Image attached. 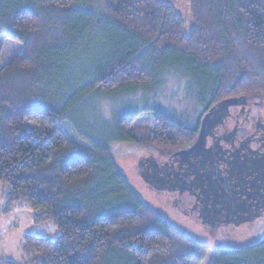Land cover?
<instances>
[{"label": "trees", "instance_id": "16d2710c", "mask_svg": "<svg viewBox=\"0 0 264 264\" xmlns=\"http://www.w3.org/2000/svg\"><path fill=\"white\" fill-rule=\"evenodd\" d=\"M103 1L100 18L90 9L95 0H0V33L21 45L0 65V214L27 203L34 225L51 222L59 232L53 240L25 236L22 264H201L208 248L149 211L108 148L143 141L181 149L199 119L190 127L153 108L141 138L132 125L143 110L130 105L115 119L119 136L105 142L90 137L78 113L89 100L101 108L102 96L112 94L118 108L114 94L131 101L137 90L151 93L165 71L189 80L202 111L264 93V0H189V29L166 1ZM102 23L115 26L112 51L54 97L55 64ZM213 257L211 264H264V239Z\"/></svg>", "mask_w": 264, "mask_h": 264}, {"label": "rangeland", "instance_id": "374dc122", "mask_svg": "<svg viewBox=\"0 0 264 264\" xmlns=\"http://www.w3.org/2000/svg\"><path fill=\"white\" fill-rule=\"evenodd\" d=\"M161 1L170 4L186 22V29H189V26L192 25L189 22V0ZM104 7L103 0H95L90 9L97 17L103 18L105 16ZM114 29L115 26L102 23L101 30L85 36V39L75 51L70 53V50H67L64 58L61 59V65L58 64L57 66V63L55 64L57 68L53 80L50 79L48 92H54V97L55 95L59 97L60 92L66 89V85L76 84L77 79L86 72L89 73L99 58L106 59L112 51L111 39L107 33L108 30L112 31ZM0 46L5 53L1 57L0 65L6 64L13 55L19 53L21 48V45L17 42L6 40L2 33H0ZM161 74V85L157 88L158 82L152 83L151 88L155 92L151 90V93H146L147 91L143 89L137 90L135 95L131 97V101L125 100V93L114 94L117 97L116 107L118 108H113L112 94L101 97V108L91 100L85 106L82 105L83 107L79 110L78 115L83 118L85 124L90 128V137L95 141L105 140L107 142L119 136L114 127L115 119L123 110L126 109L124 112H128L127 107L130 105L133 108L138 107L143 110L142 112H135L137 115L135 116L134 125H132L134 132L141 138L144 137L142 131L152 127L151 121L155 118L154 111H156L153 108L164 109L166 112L173 113L178 119L185 121L187 126H194L195 122L202 116L203 111L200 110L194 100L193 87L188 88L189 80L183 79L178 73L175 75L165 71ZM251 98L259 103L260 109H264V93L258 92L251 95ZM108 148L114 156L116 167L124 181L128 183L133 193L136 194L146 208L160 218L162 217L182 235L208 248L201 264H211L215 252L219 249L239 250L264 239V214L251 223H243L239 226L231 224L228 228L221 226L213 229L200 224L201 219H198L196 215L183 217L177 213L171 208L167 200L168 197L162 192H157L150 186L148 187L141 180L136 170L139 158L152 156L156 159H164L173 151L174 147H156L150 142L140 141L135 144L113 142ZM6 190V186L0 187V197ZM3 204L4 200L0 198V208ZM33 217V211L27 203L16 205L9 214H0V262L12 261L16 264L25 262L23 246L24 237L27 235L48 240H53L59 235L58 230L51 222L34 225Z\"/></svg>", "mask_w": 264, "mask_h": 264}, {"label": "flooded vegetation", "instance_id": "af4514ba", "mask_svg": "<svg viewBox=\"0 0 264 264\" xmlns=\"http://www.w3.org/2000/svg\"><path fill=\"white\" fill-rule=\"evenodd\" d=\"M234 98L239 100L227 108L221 120H214L215 124L204 131L203 139L199 134L200 121L222 101L203 111L192 143L157 159L163 171L184 180L175 191H160L183 217L196 215L199 219V212L210 207L212 201H223L220 193H226L228 203L244 204L252 211L264 205V109L251 96ZM207 189L215 192L208 197V204L203 196Z\"/></svg>", "mask_w": 264, "mask_h": 264}, {"label": "water", "instance_id": "95a60500", "mask_svg": "<svg viewBox=\"0 0 264 264\" xmlns=\"http://www.w3.org/2000/svg\"><path fill=\"white\" fill-rule=\"evenodd\" d=\"M237 100H239V98L224 99L222 102L212 106V108L208 110L200 121L201 126L199 134H202L201 139H203L204 131L210 128L211 125L215 124L214 120H221L224 117L227 108L235 105ZM136 170L141 180L144 181L148 187L150 186L157 192L175 191L178 184L183 185L184 183V180L176 178V175L173 173H167V170L163 171L162 167H160L158 163V160L152 156L139 158ZM214 193L213 189L203 191V196L206 198V204L211 202L208 200V197L210 195H214ZM219 195L221 196L219 199L223 198L222 202L215 199V203L212 201V204H209L210 207H206L199 212L201 224L205 226L207 225L213 229L221 226L227 227L229 224L239 226L243 223H251L253 220L261 218L264 214L263 204L259 208H255L252 211L244 204L236 206L232 203H228L229 198L226 196V193H220Z\"/></svg>", "mask_w": 264, "mask_h": 264}]
</instances>
